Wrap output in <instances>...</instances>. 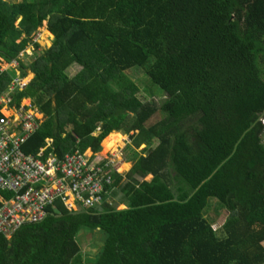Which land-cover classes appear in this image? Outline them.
<instances>
[{
	"label": "trees",
	"instance_id": "trees-1",
	"mask_svg": "<svg viewBox=\"0 0 264 264\" xmlns=\"http://www.w3.org/2000/svg\"><path fill=\"white\" fill-rule=\"evenodd\" d=\"M46 21L55 40L42 51ZM0 59L35 74L12 94L43 114L24 153L51 140L60 158L103 162L117 131L135 154L97 207L57 201L0 235V264H264V0H0ZM134 67L164 93L141 100ZM14 75L0 70V93ZM211 199L227 211L216 229ZM83 232L103 233L96 258Z\"/></svg>",
	"mask_w": 264,
	"mask_h": 264
},
{
	"label": "built area",
	"instance_id": "built-area-1",
	"mask_svg": "<svg viewBox=\"0 0 264 264\" xmlns=\"http://www.w3.org/2000/svg\"><path fill=\"white\" fill-rule=\"evenodd\" d=\"M7 63L19 66L17 61ZM24 85L15 76L0 93V173L11 176L19 185L13 203L0 212V233L7 238L22 225L42 220L47 207L58 200L73 211L97 207L109 192L106 186L118 168L113 158L104 156V161H99L91 150H77L60 158L50 150L51 140L36 154L24 153L25 138L13 134L38 130L43 120L33 103L20 102L17 106L13 102L12 94Z\"/></svg>",
	"mask_w": 264,
	"mask_h": 264
},
{
	"label": "rangeland",
	"instance_id": "rangeland-1",
	"mask_svg": "<svg viewBox=\"0 0 264 264\" xmlns=\"http://www.w3.org/2000/svg\"><path fill=\"white\" fill-rule=\"evenodd\" d=\"M11 3H17V2H21L22 0H7ZM48 31H49V25H48V21H46L44 23V26L40 29V31L38 32V34L35 36L34 38V41L37 42L38 44H40V47H41V50L42 51H46L48 50L49 48H51L54 44V40H55V36L52 35L53 37H49L48 36ZM21 57L23 58V60H25V62H28V63H31L33 62V58L36 57V51H35V48L33 46H30L26 49L25 51V54L21 55ZM15 61H12L10 63H13ZM7 62H5L4 60H1L0 59V69H4L5 68H13L14 71H15V76H19L20 77V67L17 66V65H12ZM143 69L139 68V67H134L130 70L127 71V75L135 82H139L140 83V86L141 88V92L139 94V98L143 101H150L152 100V97L150 96V94L148 93V90H156L160 93H164L162 92V90L157 86L155 85L151 78L147 75H145L144 71H141ZM79 71V68L78 67H74L72 70L69 71L70 75L71 76H74L75 74H77V72ZM31 71L29 69H27V75L29 74H33V77H31V79L35 78V74L34 73H30ZM27 75L26 77L24 78H27ZM12 77V78H13ZM11 78V79H12ZM21 78V77H20ZM24 78H21L22 80ZM10 79V80H11ZM10 82V81H9ZM9 84V83H8ZM7 84V85H8ZM7 87V86H6ZM5 87V89H6ZM161 98H158L157 100H160ZM161 102L164 101V99L162 98L160 100ZM28 103H31L30 102V99L29 98H23L21 100V105H26ZM8 112V111H6ZM9 113V112H8ZM120 135V134H119ZM119 135H117L115 137L116 141L111 138L112 142L115 143V145L112 147V149L110 151L108 150H105L103 151V142H102V146H101V153L100 155L102 157L104 156H110L111 158H113L116 162V166L118 167L117 168V172L118 173H121V174H125L128 170H129V167H130V164H124L123 161L126 160L124 158V154L127 153V149H125V146L129 144V142L131 143L130 141V137L127 135H121L119 137ZM126 140V141H125ZM108 143H109V139H108ZM125 144V145H124ZM107 146V145H106ZM218 205L217 208H210L208 211V216H215V213L218 212L219 215H220V218H219V221H217V223L213 226L215 229L216 228H219L220 226H218L219 224H221L223 222V219L225 218V216L227 215V211H225L221 205L219 204V202H217L216 199H211L210 200V203L209 205ZM119 209H123V206H119ZM80 243L82 244V253L85 257V259L87 257H93L96 258L97 255L99 254V252L102 250L103 248V245H104V235L103 233H99V232H95L94 235L92 236L89 235V234H86L85 232H83L81 234V238H80Z\"/></svg>",
	"mask_w": 264,
	"mask_h": 264
},
{
	"label": "bare ground",
	"instance_id": "bare-ground-1",
	"mask_svg": "<svg viewBox=\"0 0 264 264\" xmlns=\"http://www.w3.org/2000/svg\"><path fill=\"white\" fill-rule=\"evenodd\" d=\"M31 77H33V74L27 75V78H24L22 80V82L27 84L31 80ZM36 132H37V130L30 132L26 135H23L20 132H16L13 135L14 136L19 135L21 137H24L25 139H24V142L22 144H25L28 141V139L30 138V136L35 134ZM23 146H22V148H23ZM22 151H23V149H22ZM18 189H19V185L15 184V182L13 181V178L11 176L0 173V212H4L9 207V205L13 203V201L15 200V198L17 196ZM56 202L47 207V214L44 218H46L49 214V207L53 206V207L57 208ZM0 235H4V234L0 233Z\"/></svg>",
	"mask_w": 264,
	"mask_h": 264
},
{
	"label": "crops",
	"instance_id": "crops-1",
	"mask_svg": "<svg viewBox=\"0 0 264 264\" xmlns=\"http://www.w3.org/2000/svg\"><path fill=\"white\" fill-rule=\"evenodd\" d=\"M31 102V101H30ZM120 133L121 135H125L123 132H117V131H114V132H112V133ZM127 136V135H126ZM126 141V140H125ZM129 144H130V142H129ZM125 145V144H124ZM146 148V145H143V146H141L138 150H137V152H139V151H141V150H144ZM125 149H127V153H125L124 154V158L126 159V160H124L123 161V163L124 164H130V167H129V170H130V168L132 167V165H133V163H134V157H135V154H133V152L131 151V150H133V149H130V148H127V147H125ZM128 170V171H129ZM127 171V172H128ZM126 172V173H127ZM152 178H153V176L152 175H148L147 177H146V181H151L152 180ZM109 200V199H108Z\"/></svg>",
	"mask_w": 264,
	"mask_h": 264
}]
</instances>
